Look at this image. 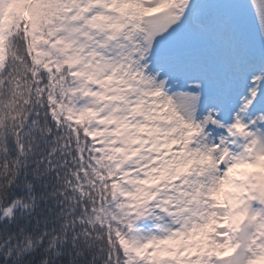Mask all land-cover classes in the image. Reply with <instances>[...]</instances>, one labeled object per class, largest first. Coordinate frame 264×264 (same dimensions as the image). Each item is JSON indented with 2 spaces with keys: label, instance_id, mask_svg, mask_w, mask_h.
Returning a JSON list of instances; mask_svg holds the SVG:
<instances>
[{
  "label": "snow or ice",
  "instance_id": "snow-or-ice-1",
  "mask_svg": "<svg viewBox=\"0 0 264 264\" xmlns=\"http://www.w3.org/2000/svg\"><path fill=\"white\" fill-rule=\"evenodd\" d=\"M0 264H264V0H0Z\"/></svg>",
  "mask_w": 264,
  "mask_h": 264
}]
</instances>
